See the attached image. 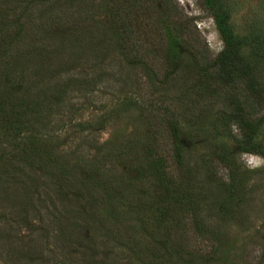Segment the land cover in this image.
<instances>
[{"label":"rangeland","instance_id":"rangeland-1","mask_svg":"<svg viewBox=\"0 0 264 264\" xmlns=\"http://www.w3.org/2000/svg\"><path fill=\"white\" fill-rule=\"evenodd\" d=\"M89 1L93 13L87 22L74 24L71 30L55 25L47 37L41 38L44 31L37 37L38 44L51 45L54 50L45 66L39 67L46 77L41 83L42 99L56 106L50 111V119L60 156L81 167L83 159L88 163L97 156H107L100 172L104 175L94 182L100 185L91 192L95 190L98 211L103 216L110 211L121 213L116 221L120 233L114 237L110 230H105L104 235H92L91 231L92 234L82 233L78 244L73 241L64 245V233L52 224L53 217H59L57 211L62 209V202L55 206L49 202L48 206V194L43 188L39 201L25 209V195L18 192L20 181L13 180L12 184H16H9L10 188L4 173L3 177L0 175V264H149L150 257L165 251L172 255L171 264H264V153H239L241 148L235 139L243 131L237 123L225 129L226 124L219 117L222 110L230 107L231 92L245 98L247 85L228 89L215 87V83H200L206 61L223 48L214 18L202 0ZM221 1L230 13L236 34L245 41V54L254 60L263 88L264 0ZM118 18L135 21L140 27L134 34L138 45L128 56L119 46ZM167 20L174 22L184 41L185 62L171 74L164 58ZM28 65L31 71L35 64ZM129 97L139 99L143 106L149 105L148 110L165 115L166 119L169 111L189 132L193 131L185 138V154L192 163L196 184L206 187L199 214L203 230L187 218V225L176 229L178 234L162 244L164 240L158 237L162 226L151 225L147 220L140 223L137 215L138 200L148 202L161 195L160 184L146 177L132 181L138 195L130 199L128 193L123 195L121 188H115L121 180L136 176L134 153H147L154 135L165 165L174 167L173 145L167 130L156 122L154 128L144 123V119H152L150 111L144 118L139 109L114 113ZM256 107L263 110L259 104ZM258 140L264 151V123ZM222 144L237 156L241 171L246 174L245 200L230 203L228 212L221 209L223 198L228 201L227 192L218 185L227 179V168L213 158V152ZM115 150L123 154L108 156ZM213 174L217 181L209 182L207 178ZM108 176H113L114 184L108 182ZM103 186L104 190L113 187L115 191L107 193ZM37 193L36 187L32 195ZM112 193L119 197L117 204L112 203L116 199ZM68 200L63 203L68 209L81 208L74 193ZM165 258L167 255L158 258L157 263L169 264Z\"/></svg>","mask_w":264,"mask_h":264},{"label":"trees","instance_id":"trees-1","mask_svg":"<svg viewBox=\"0 0 264 264\" xmlns=\"http://www.w3.org/2000/svg\"><path fill=\"white\" fill-rule=\"evenodd\" d=\"M202 3L214 18L223 48L214 58L206 61L203 67L204 78L200 83H215V87L228 89H235L246 83L247 96L242 98L236 92H231L232 95L228 98L230 107L222 110L219 117L224 120L225 129L229 124L237 123L243 131L241 136L235 139L241 148L239 153L263 154V143L258 140V135L264 123V87L261 86L254 60L245 54V41L236 34L225 4L221 0H202ZM92 13L89 0H0V175L3 177L5 173V182H8V185L12 184L13 180L17 181L16 183L20 181L18 192L25 195V209L32 208L35 200L39 201L43 188H46L43 192L48 194V206L49 202L52 206H55L56 202H62V209L57 211L59 217L55 215L52 224L64 233L61 237L64 245L73 241L78 244L80 235L92 234L91 231L92 235H104L105 230H110L114 237L120 233L116 221L121 213L115 215L110 211L108 216H103L98 211L97 194L95 190L91 192L92 188L100 185L94 182L98 181L100 175H104L100 172L107 156H97L88 163L83 159L82 167L73 166L70 159L60 156L53 135V120L50 119V111L56 106L42 99L41 83H44L46 77L42 76L44 73L41 74V70L39 72V67L45 66L54 50L51 45L38 44L37 37L41 36L42 31L46 36L41 38L47 37L48 30L55 25L62 28L68 26L71 30L74 24L87 22ZM116 20L119 22V46L128 56L138 45L134 34L140 27L134 24L135 21H119V18ZM166 22L168 24L164 26V58L171 74L182 68L185 60L182 51L184 41L180 31L175 29L174 22ZM29 62L35 64L31 71ZM257 104L263 107V110L256 107ZM147 108L150 109L149 105L145 107L139 99L129 97L122 100L121 107L114 113L124 114L131 109H139L141 117L144 118L148 115L146 112L150 111ZM167 114L168 119L165 115L162 117L150 111L149 118L152 119H144V123H149L152 128L158 123L167 130L173 145L174 167L171 164L165 165L166 159L158 153V140L154 135L149 140L147 153H134L136 176L131 180H121L115 186L117 189L121 188L123 195L128 193L130 199L138 195L135 187L130 184L132 181L146 177L160 184L161 195L152 197L148 202L138 200L137 215L140 223L145 224L147 220L151 225L162 226L158 233L160 240H164L162 244L168 243L169 239L178 234L176 229L187 225V218L204 229V222L199 214L202 211V199L206 196V187L200 188L196 184L192 163H189L190 159H187L185 154V138L193 131L189 132V129L173 117V114L170 115L169 111ZM227 136L231 139L234 137L229 133ZM122 152L126 151L122 149ZM116 153L123 154L115 150L108 156H114ZM213 158L223 162L227 168V179L218 185L227 192L229 202L223 198L221 209L228 212L230 203H242L245 200L246 174L241 171L237 156L225 144L213 152ZM209 163L212 162L209 160ZM214 172L217 176L216 171ZM113 179V176H108V182L114 184ZM207 179L209 182L217 181L214 174ZM36 187L39 193L32 195ZM111 188L112 190L105 189L107 193L115 191ZM102 189L104 190V186ZM71 193L81 202L79 210L68 209L63 204ZM113 196L116 195L112 193ZM115 198L113 204L119 202L118 195ZM171 230L174 231L171 233ZM60 247L62 246L59 245L58 248ZM166 252L153 255L148 263L158 264V258L166 255L165 260L169 261V264L173 263L172 255Z\"/></svg>","mask_w":264,"mask_h":264}]
</instances>
